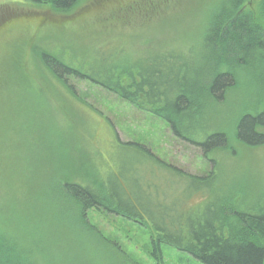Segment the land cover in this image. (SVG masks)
<instances>
[{
	"label": "trees",
	"instance_id": "trees-1",
	"mask_svg": "<svg viewBox=\"0 0 264 264\" xmlns=\"http://www.w3.org/2000/svg\"><path fill=\"white\" fill-rule=\"evenodd\" d=\"M80 1L36 0L37 4L49 5L54 13L72 12ZM250 1L229 0L223 18L207 26L210 32L213 25L215 38L209 36L206 53L197 54L207 65L197 79L187 67L186 56L154 50L133 59L120 57L117 52L105 57L101 51L98 55L103 56L97 65L96 57L84 55L86 60L78 67L48 51L42 55L41 62L51 74L49 82L54 80L67 87L70 78L87 81L151 112L169 125L174 137L200 148L212 171L203 177L188 174L162 161L146 145L123 143L119 137L116 144L119 152L126 153L122 165L125 168L116 170L113 158L102 155L99 164L93 155L74 148L68 153L63 151L61 170V161L53 155L48 165L50 155L36 154L31 149L30 133L23 134L21 141L8 139L9 143L1 148L5 137L18 130L20 135L26 129V123L15 124L13 118L1 120L0 264H51L46 259L50 254L45 242L53 230L65 233L63 238L71 244H85L83 239L89 235L113 244L89 222L93 209L151 229L154 247L172 246L202 264H264V208L259 202L254 210L245 208L243 200L235 204L238 193L227 192L230 184L222 181L216 158L229 150V135L207 131L216 106L236 85L234 71H243L251 58H264V29L255 23L257 17L252 12L242 13ZM149 2L113 6L110 19L120 23L132 17L140 19L139 23L153 20L152 16L165 6L159 9L156 2ZM257 6L264 19V0ZM62 17L72 21L74 14ZM205 43L199 40L194 54ZM68 90L77 99L73 87ZM206 120L211 124L205 125ZM68 133L74 136L72 128ZM234 133L241 144L264 146V113L242 116ZM146 163L156 171L153 178L159 175L166 180L164 188L143 177ZM193 200L201 203L191 207ZM208 206L212 209L208 210Z\"/></svg>",
	"mask_w": 264,
	"mask_h": 264
},
{
	"label": "rangeland",
	"instance_id": "rangeland-1",
	"mask_svg": "<svg viewBox=\"0 0 264 264\" xmlns=\"http://www.w3.org/2000/svg\"><path fill=\"white\" fill-rule=\"evenodd\" d=\"M143 1L147 0H81L72 12L54 13L49 5L37 4L36 0H0V129L1 120L7 122L8 118H13L15 124L23 122L22 126L26 123L20 135L18 130L17 134L5 137L1 148L9 143L8 139L21 141L23 134L30 133L31 149L36 154L50 155L48 165L53 155L61 161L59 167L63 170V151L80 148L99 164L101 155L113 158L118 170L125 168L122 165L126 154L117 149L119 137L123 143L146 145L162 161L188 174L203 177L211 173L212 166L202 150L174 137L164 120L87 81L70 78L67 87L54 80L53 84L49 82L50 71L41 62L46 51L78 67L86 57H96L97 65L103 55L110 57L117 52L120 57L133 59L154 50L164 55L186 56L187 67L193 79H197L207 66L206 60L198 56L206 53L207 38H215L213 25L210 32L207 26L223 18L229 0H150L159 9L165 6L158 9L153 20L139 23L141 20H133L136 17L132 14L130 20L121 23L110 19L113 6ZM260 1H250L243 6L246 9L242 13L252 12L257 17L255 23L264 29L257 6ZM252 3L256 5L249 6ZM70 13L74 14L72 21L62 17ZM199 40L206 41L205 46L194 54ZM249 61L239 74L234 71L236 85L216 106L213 122L206 120L204 124L212 122L208 133L229 135V150L216 156L222 181L230 184L227 192L238 193L236 205L243 200L245 208L254 210L259 204L264 208V146L251 148L241 144L234 133L242 116L264 113V58ZM69 87H73L77 99L71 96ZM71 128L76 137L68 133ZM143 168L146 180L165 187V179L159 175L153 178L156 171L150 163ZM200 203L193 200L191 207ZM88 218L102 237L113 244L107 245L90 235L83 239L85 244H71L65 241V233L53 230L45 242L50 254L46 259L51 264H202L172 246L154 247L149 228L96 209L89 212Z\"/></svg>",
	"mask_w": 264,
	"mask_h": 264
}]
</instances>
